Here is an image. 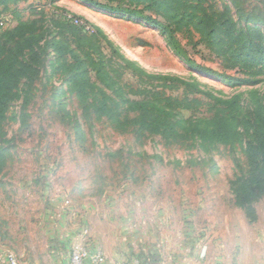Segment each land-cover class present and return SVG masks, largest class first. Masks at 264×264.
Masks as SVG:
<instances>
[{"label": "rangeland", "instance_id": "obj_1", "mask_svg": "<svg viewBox=\"0 0 264 264\" xmlns=\"http://www.w3.org/2000/svg\"><path fill=\"white\" fill-rule=\"evenodd\" d=\"M226 2L209 0L218 8ZM10 9L0 15V30L14 28L19 13L26 20L39 18L37 10H44L46 28H51L52 14L68 13L100 28L126 58L149 73L179 76L222 98L239 96L234 123L240 137L230 146L202 145L196 139L167 145L160 137L118 132L106 120L86 118L49 51L42 55L40 77L21 82L0 127L1 255L13 254L17 264H63L58 251L52 254L56 245L68 239L71 227L79 230L78 236L92 231L95 223L81 216L92 209L100 213L109 197L114 201L118 194L123 207L134 200L142 221L156 208L164 223L176 219L201 223L209 218L238 225L264 221V193L246 209L238 198L243 181L250 178L247 145L256 144L255 126L264 124V84L249 86L222 78L218 74L240 75L224 71L205 47H194L181 35L173 41L161 27L83 0H23ZM182 116L190 118L191 113ZM186 205L192 216L183 210ZM168 206L175 212L166 214ZM67 212L78 215L76 225L70 224ZM221 233L228 234L226 229ZM88 235L77 245L86 243Z\"/></svg>", "mask_w": 264, "mask_h": 264}, {"label": "trees", "instance_id": "obj_2", "mask_svg": "<svg viewBox=\"0 0 264 264\" xmlns=\"http://www.w3.org/2000/svg\"><path fill=\"white\" fill-rule=\"evenodd\" d=\"M21 1L0 0V15ZM83 1L161 27L173 41L181 35L194 47H205L224 71L240 75L218 74L222 78L249 86L264 84V2L228 0L218 8L209 0ZM37 13L39 18L26 20L19 13L14 28L0 30V127L21 82L40 77L42 55L51 51L86 118L106 120L118 132L160 137L167 145L192 139L223 146L239 141L234 123L239 96L222 98L179 76L149 73L126 58L100 28L87 31L54 14L48 21L51 28H46V13ZM183 112L191 117L184 118ZM197 114L201 116L193 119ZM256 137V144L247 145L250 178L238 194L245 209L264 193V124L255 126ZM0 160L4 161L3 152ZM3 167L1 162L0 172Z\"/></svg>", "mask_w": 264, "mask_h": 264}, {"label": "crops", "instance_id": "obj_3", "mask_svg": "<svg viewBox=\"0 0 264 264\" xmlns=\"http://www.w3.org/2000/svg\"><path fill=\"white\" fill-rule=\"evenodd\" d=\"M118 195L114 201L108 196L100 213L92 209L81 216L87 223H95L92 231L86 229L78 236L79 230L71 227L65 237L68 239L57 244L52 254L58 251L59 258L64 257L63 264H71L72 250L89 234L86 243L78 244H85L92 252L101 251L107 264H264V221H241L238 225L209 218L201 223L178 219L164 223V216L158 217L157 208L153 213L149 210V217L142 221L134 200L130 206L123 207L122 196ZM200 207L205 211L204 204ZM165 210L166 214L175 212L170 206ZM183 210L192 216L188 205ZM65 214L70 215V224L76 225L78 215ZM223 229L227 235H222Z\"/></svg>", "mask_w": 264, "mask_h": 264}, {"label": "built area", "instance_id": "obj_4", "mask_svg": "<svg viewBox=\"0 0 264 264\" xmlns=\"http://www.w3.org/2000/svg\"><path fill=\"white\" fill-rule=\"evenodd\" d=\"M58 15L76 25L83 26L87 31L91 30V27L83 20L73 15L68 13H59ZM87 261L91 262V264H107V259L101 251L92 252L85 244L76 245L71 255V264H85ZM0 262L3 264H17L14 255L11 253L4 256L0 255Z\"/></svg>", "mask_w": 264, "mask_h": 264}]
</instances>
